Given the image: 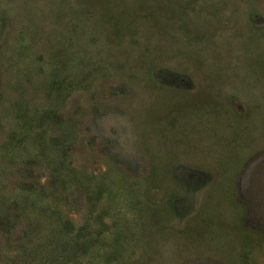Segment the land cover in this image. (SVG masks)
Here are the masks:
<instances>
[{
  "label": "rangeland",
  "instance_id": "rangeland-1",
  "mask_svg": "<svg viewBox=\"0 0 264 264\" xmlns=\"http://www.w3.org/2000/svg\"><path fill=\"white\" fill-rule=\"evenodd\" d=\"M0 264H264V0H0Z\"/></svg>",
  "mask_w": 264,
  "mask_h": 264
},
{
  "label": "trees",
  "instance_id": "trees-1",
  "mask_svg": "<svg viewBox=\"0 0 264 264\" xmlns=\"http://www.w3.org/2000/svg\"><path fill=\"white\" fill-rule=\"evenodd\" d=\"M5 217H3L2 219H4Z\"/></svg>",
  "mask_w": 264,
  "mask_h": 264
}]
</instances>
